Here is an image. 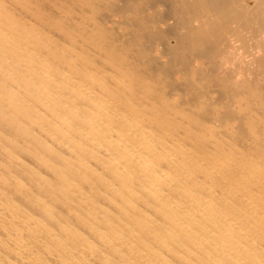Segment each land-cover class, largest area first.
Segmentation results:
<instances>
[{"label": "bare ground", "instance_id": "obj_1", "mask_svg": "<svg viewBox=\"0 0 264 264\" xmlns=\"http://www.w3.org/2000/svg\"><path fill=\"white\" fill-rule=\"evenodd\" d=\"M0 264H264V0H0Z\"/></svg>", "mask_w": 264, "mask_h": 264}]
</instances>
